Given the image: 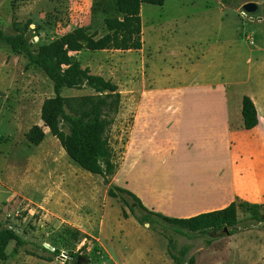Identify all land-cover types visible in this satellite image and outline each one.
Segmentation results:
<instances>
[{
    "label": "rangeland",
    "instance_id": "obj_1",
    "mask_svg": "<svg viewBox=\"0 0 264 264\" xmlns=\"http://www.w3.org/2000/svg\"><path fill=\"white\" fill-rule=\"evenodd\" d=\"M249 1L261 5V20L251 19L241 12L242 6ZM223 3L227 7L222 8ZM141 12L145 31L143 42L147 44L143 53L109 50L72 54L83 68L117 85L121 94L119 112L113 116L107 131L114 152L115 171L102 177L91 175L76 165L84 172L85 215L97 222L94 211L99 206L102 210L109 206L108 228H86L93 233L88 235L64 222L66 217L60 207L46 209L45 205L33 204L18 195L10 202L0 203V229L15 231L26 244L10 243L6 258L0 264H78L79 256L86 259L81 264H117L118 261L120 264H169L165 255L172 264H177L172 254L179 256L183 264H191V259L194 264H264V204L240 206L237 213L240 222L234 228H227L229 235L223 229L190 234V237L167 231L170 243L161 230L138 223L135 215L141 217L144 212L130 197L118 190H115L117 197L110 196L112 189L128 190L125 153L136 112L144 104L142 94L147 91L148 83L158 78L157 66L163 70L162 83L171 87L165 94L181 99L149 102L160 106L189 108L195 103L190 101L192 95L212 92L213 77L227 61L229 71L238 75L236 81L242 82L229 86L230 107L260 87L255 83L258 66L251 69L256 63L255 56L252 65L248 58L251 51L264 48V0H166L164 6L143 4ZM111 18H122L117 0H0V29L7 35L24 36L34 51L76 29L88 35L95 34L96 39L102 38L108 34L105 20ZM237 45L242 52H234ZM208 47L212 51L205 52ZM180 52L188 56H181ZM225 53L227 60H220ZM191 56L193 59L189 61ZM11 78L17 90L11 81L7 84ZM4 79L5 93L15 90L20 96L34 91L46 100L55 99L53 83L39 67L31 65L25 54H15L10 48L0 46V84ZM94 95L85 86L62 91L65 100ZM9 106L11 102L0 98V141L3 142L16 128ZM64 107L70 113V109ZM71 108H78V103ZM9 119L12 125L7 123ZM62 128L66 132L69 130L66 123H62ZM6 147L1 145V153ZM70 165L72 167V163ZM73 169L69 171L74 172ZM6 198L3 195L0 201ZM131 206H135V214ZM256 217H263V221ZM77 231L89 237L86 239ZM56 251L59 256L54 255ZM182 251H186L184 256L180 255Z\"/></svg>",
    "mask_w": 264,
    "mask_h": 264
},
{
    "label": "crops",
    "instance_id": "obj_2",
    "mask_svg": "<svg viewBox=\"0 0 264 264\" xmlns=\"http://www.w3.org/2000/svg\"><path fill=\"white\" fill-rule=\"evenodd\" d=\"M225 7L223 3L222 8ZM262 13L263 10L256 18L261 20ZM144 33L142 22V40ZM146 45L143 42L141 50L127 52L143 53ZM239 46L234 52H242ZM210 51L208 47L205 52ZM183 52L181 56H188ZM226 54H221L220 60H227ZM250 56V65L255 56L256 63L251 69L258 66L255 83L256 87L260 86L256 92L244 96L252 100L259 120L252 130L244 128V97L230 107L229 86L242 82L236 81V72L229 71L228 61L214 75L212 92L192 95L190 101L195 103L185 109L149 103L181 100L179 96L165 94L171 87L162 83L163 70L157 66L158 78L148 83L147 91L142 94L144 104L136 112L124 163L125 186L148 210L168 218L189 219L226 209L231 204L236 205L237 213L240 206L264 204V48L251 51ZM192 59L191 56L189 61ZM10 81L17 90L12 78L7 84ZM5 82L4 79L0 84V98L11 102L9 109L16 128L6 141H0V147L7 146L2 153L0 148V198L7 196L0 203L10 202L19 195L33 204L45 205L46 209L60 207L66 217L63 221L88 235L93 233L86 228L107 229L109 206L104 210L99 206L94 211L97 222L83 211L84 172L45 126L42 109L46 99L34 91L20 96L15 90L5 93ZM7 123L12 125L10 119ZM34 127L44 132V139L38 145L28 139Z\"/></svg>",
    "mask_w": 264,
    "mask_h": 264
},
{
    "label": "trees",
    "instance_id": "obj_3",
    "mask_svg": "<svg viewBox=\"0 0 264 264\" xmlns=\"http://www.w3.org/2000/svg\"><path fill=\"white\" fill-rule=\"evenodd\" d=\"M165 0H117L122 18L106 19L108 34L96 39V35H88L82 29H76L60 39L41 46L34 51L22 35H7L0 29V46H6L15 54H25L31 65L39 67L53 83L55 99L45 100L42 119L46 127L61 142L70 159L85 171L107 177L116 168L113 148L107 137V131L113 123V116L119 112L121 94L118 86L99 75L83 68L72 54L83 51H139L143 47L141 8L143 4L163 6ZM90 88L95 95L79 99H68L62 96L64 89ZM78 103V108L71 105ZM70 109L67 113L65 107ZM55 107V108H54ZM244 128L252 130L258 126L259 120L252 100L244 97L242 106ZM68 125V132L62 128ZM29 141L40 144L44 132L34 127L28 134ZM115 190L130 197L136 206L144 212L143 216L135 215L139 224L148 225L153 230H161L164 237L172 243L167 231L190 237V234L203 233L210 230L234 228L238 225L237 207L231 204L226 209L205 213L189 219L168 218L148 210L140 199L123 188L110 191L111 197H117ZM135 214V206H131ZM260 222L263 217H256ZM78 234L88 238L86 234ZM231 235L234 234L230 232ZM23 246L26 242L13 230L0 229V262L6 258V250L10 243ZM176 249V246L173 247ZM170 253L172 254L171 250ZM186 251L180 252L184 256ZM59 256V252L54 253ZM177 264H183L179 256L171 255ZM194 264V259L190 260Z\"/></svg>",
    "mask_w": 264,
    "mask_h": 264
},
{
    "label": "water",
    "instance_id": "obj_4",
    "mask_svg": "<svg viewBox=\"0 0 264 264\" xmlns=\"http://www.w3.org/2000/svg\"><path fill=\"white\" fill-rule=\"evenodd\" d=\"M262 8L258 3L255 2H246L242 8H241V12L245 15V16H249L251 19L258 17L261 14ZM223 231L225 232V234L229 235L227 228L223 229ZM86 259L79 256L78 257V264H81V262H85Z\"/></svg>",
    "mask_w": 264,
    "mask_h": 264
},
{
    "label": "built area",
    "instance_id": "obj_5",
    "mask_svg": "<svg viewBox=\"0 0 264 264\" xmlns=\"http://www.w3.org/2000/svg\"><path fill=\"white\" fill-rule=\"evenodd\" d=\"M245 16V15H244Z\"/></svg>",
    "mask_w": 264,
    "mask_h": 264
}]
</instances>
